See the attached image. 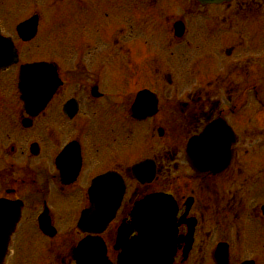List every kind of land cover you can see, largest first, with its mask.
I'll use <instances>...</instances> for the list:
<instances>
[{
	"label": "flooded vegetation",
	"instance_id": "1",
	"mask_svg": "<svg viewBox=\"0 0 264 264\" xmlns=\"http://www.w3.org/2000/svg\"><path fill=\"white\" fill-rule=\"evenodd\" d=\"M62 1L43 45L39 10L0 0L2 264H264V0ZM40 62L30 115L18 74ZM213 123L228 161L200 171L186 143Z\"/></svg>",
	"mask_w": 264,
	"mask_h": 264
},
{
	"label": "rangeland",
	"instance_id": "2",
	"mask_svg": "<svg viewBox=\"0 0 264 264\" xmlns=\"http://www.w3.org/2000/svg\"><path fill=\"white\" fill-rule=\"evenodd\" d=\"M18 4L23 3V15L31 13V11L36 8L40 12L43 18V27L41 29V43L43 45H57L60 44L59 41L65 32L63 26H61L64 17L66 16L67 9L64 6L62 0H17ZM11 0H6L5 6L9 5ZM2 11L0 10V13ZM3 13V12H2ZM77 13V12H76ZM75 13V14H76ZM55 40V41H54ZM186 85H180L175 87V85L170 88L177 93L182 89L186 88ZM253 238V237H252Z\"/></svg>",
	"mask_w": 264,
	"mask_h": 264
},
{
	"label": "water",
	"instance_id": "3",
	"mask_svg": "<svg viewBox=\"0 0 264 264\" xmlns=\"http://www.w3.org/2000/svg\"><path fill=\"white\" fill-rule=\"evenodd\" d=\"M32 23H33V19L27 21L24 25L31 27ZM45 70H46L45 74H47L48 69L46 68L44 64H29V65H26L21 71L20 88L23 94L24 107L27 110V112L30 114H33V112L37 111V107H35L36 104H38V106H43L46 103V101L48 100V96L51 92V91H48V88L52 87L50 82L42 83V80H37V79L43 78L44 75L41 74L40 72L45 71ZM35 84H37L39 87L40 96L38 99L33 98ZM208 133H209V130L207 129L205 131V134L208 135ZM11 206L12 205H7L1 202L0 203V215L4 217L7 214L5 212L6 208L11 207ZM4 222L8 223V221L3 220L2 222H0V225L1 223H4ZM10 224L11 222L5 225L6 229L10 227ZM2 238H3V233L0 232V240H2ZM4 245H5V242L3 241V243L0 244V261L4 254Z\"/></svg>",
	"mask_w": 264,
	"mask_h": 264
}]
</instances>
